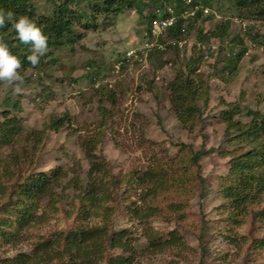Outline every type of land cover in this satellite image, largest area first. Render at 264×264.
I'll return each instance as SVG.
<instances>
[{
	"label": "rangeland",
	"instance_id": "rangeland-1",
	"mask_svg": "<svg viewBox=\"0 0 264 264\" xmlns=\"http://www.w3.org/2000/svg\"><path fill=\"white\" fill-rule=\"evenodd\" d=\"M34 2L41 15L52 14L50 0ZM212 4L214 19L198 26L210 31L231 21V28L220 43V54L199 65L209 100L205 104V95L197 100L202 116L193 119V125L179 121L166 86L188 62H179L172 71L129 65L115 72L117 61L144 41L146 20L136 10L118 17L91 16L96 27L77 28L83 39L52 49L46 60L53 62L45 69L21 72L22 93L15 94L0 82V121L9 111L26 128L13 146L0 148L1 160L20 155L14 171L21 172L23 179L57 168L63 171L54 197L42 200L36 221L15 239H0V264L31 253L56 234L97 227L127 230L131 249L127 253L104 245L100 264L121 254L134 256L130 264H264V250L254 243L264 237V221L255 215L264 209V201L248 205L240 214L221 193V178L227 176L231 160L251 148L239 140L229 141L222 113L237 104L264 114V19L239 17L242 10L232 0H212ZM153 9L150 5L144 12ZM237 35L247 54L231 73L223 67L232 47L237 52L241 48L232 42ZM11 102L20 109L8 106ZM57 119L64 120V126L51 129ZM236 120L250 119L242 114ZM34 131L44 133L32 139L29 135ZM92 141L94 154L106 166L96 176L107 184L111 197L94 208L85 194L91 184L85 144ZM192 151L200 154L197 162L190 159ZM155 169L168 172L169 182L182 180L184 188L169 187L157 197H146L149 186L141 179ZM15 177L5 183L12 185ZM9 199L1 198L0 206ZM173 203H180V208L172 211ZM149 205L161 209L159 216L141 221L132 215V209ZM151 231L160 246L157 250L148 238Z\"/></svg>",
	"mask_w": 264,
	"mask_h": 264
},
{
	"label": "trees",
	"instance_id": "trees-1",
	"mask_svg": "<svg viewBox=\"0 0 264 264\" xmlns=\"http://www.w3.org/2000/svg\"><path fill=\"white\" fill-rule=\"evenodd\" d=\"M53 4L51 15H41L34 0H0V9L5 13L11 11L16 19L26 15L32 19L38 26L42 27L44 34L48 37V50L45 55L40 57L39 64L33 67L27 60L31 55V45L20 42L16 30L11 23L6 27L0 28V37H3L8 44L12 54L16 55L21 63V72L28 69L43 70L49 63L46 58L51 55L52 49H60L68 44L74 45L83 39V35L77 32V28L91 30L97 25L93 24V18L100 15L108 17H118L126 10H136L143 14L146 20L145 36L149 33L151 23L156 18V9H165L166 6H173L177 12L186 9V0H50ZM231 1V0H230ZM234 6L242 10L239 17L246 15L248 18L254 16L264 19V0H232ZM152 5L153 10L145 14V10ZM200 5L201 9L194 21L188 24V31L195 35L201 42L209 43L216 40L221 43L228 37L231 28V21L223 24H217L210 31H205L204 25L198 26L199 22L205 24L214 19L216 13L212 10V0H192L191 6ZM209 8L210 13L204 15V9ZM246 11V12H245ZM257 19V18H256ZM180 28L171 32L170 37H179ZM255 40V39H254ZM232 42H238L241 47L237 52L232 47V55L227 58L223 67L224 71L235 72L237 65L242 61L247 53V48L240 36L237 35ZM231 46V45H230ZM122 59V57L120 58ZM173 65L179 63L176 58H171ZM168 60L163 62L159 54L152 62L155 72L164 69ZM202 56L197 59H191L185 66L181 65L177 69L174 78L166 83L167 90L170 93V102L179 121L185 126L193 125L191 121L201 118L202 112L197 105V100L205 95V104H208V93L205 87L204 75L199 70ZM174 66V67H175ZM201 89L204 92L200 93ZM16 102H11L8 106L13 109H20ZM231 109L224 111L223 120L227 124L226 136L230 142L237 140L246 143L249 150L234 157L230 164V169L226 177L221 178V193L231 203V209L246 213L250 204H259L264 201V114L259 110L241 108L237 104H230ZM243 109V110H242ZM244 114L248 122L236 120L238 115ZM4 121H0V148L13 146L19 137L24 136L26 130L17 116H11L9 111L3 112ZM64 120L57 119L51 125V129H57L64 126ZM237 131V135H233ZM42 132L34 131L29 136L35 139ZM38 135V136H37ZM95 142L85 144V152L91 161L89 190L85 189L86 200L94 208L99 202L110 200L107 184L96 176L105 169V164L99 162V158L94 154ZM193 162H197L199 153L191 152ZM20 155H10L5 160L0 158V199L9 196V201L0 206V239L11 241L15 239L19 231L24 230L33 224L41 208L42 200L54 197L57 183L63 176L61 168L54 169L51 173L31 174L23 179L22 173H16ZM190 160V161H191ZM178 166V165H177ZM176 166V167H177ZM106 170V169H105ZM169 173L161 170H153L146 173L141 182L148 185L146 197H157L163 192L169 191V187L175 189L184 188L182 180L173 179L169 182ZM105 175V174H104ZM16 176V177H15ZM12 177L15 180L12 185L6 184ZM13 179V178H12ZM83 188V186H82ZM105 189V190H104ZM107 189V190H106ZM180 203L170 205L172 211L180 208ZM91 210H84L85 213ZM161 209L155 205H149L144 210L140 208L132 209V215L141 221L148 220L150 217L159 216ZM264 221V209L256 214ZM127 230L107 231L104 227L97 228H76L63 234H56L54 239L43 240L31 253H21L16 258L8 260L3 264H100L105 252L104 245H110L113 249H123L130 253L128 246ZM148 238L151 246L155 250L160 248L155 240L154 234L149 232ZM127 241H126V240ZM175 243H180V238L176 235L173 238ZM174 243V242H173ZM172 243V244H173ZM258 249L264 250V237L254 242ZM68 255L69 259L64 261L63 257ZM133 255H118L107 259V264H130L133 262Z\"/></svg>",
	"mask_w": 264,
	"mask_h": 264
},
{
	"label": "built area",
	"instance_id": "built-area-1",
	"mask_svg": "<svg viewBox=\"0 0 264 264\" xmlns=\"http://www.w3.org/2000/svg\"><path fill=\"white\" fill-rule=\"evenodd\" d=\"M192 0H186L185 5L189 6L180 13L176 12L173 6H166L165 9H156V18L153 19L147 38L138 46L130 49L115 65V72H121L126 66L152 67V61L157 55H163L162 60L167 59L170 50L186 52L188 58L197 59L202 56L203 61L211 62L212 57L220 54L221 46L216 40L209 43L201 42L194 35L189 34L188 24L195 20L200 9L199 6H191ZM208 13V10H205ZM179 29V37H170L171 32ZM231 56L230 53H227ZM169 67L173 64L169 63Z\"/></svg>",
	"mask_w": 264,
	"mask_h": 264
},
{
	"label": "clouds",
	"instance_id": "clouds-1",
	"mask_svg": "<svg viewBox=\"0 0 264 264\" xmlns=\"http://www.w3.org/2000/svg\"><path fill=\"white\" fill-rule=\"evenodd\" d=\"M197 6L200 7L199 11L203 9L200 5ZM205 10H208V13H210V9L205 8L204 15H208V13H205ZM181 11L182 10L177 12L176 10L177 13H180ZM7 23L12 24V27L16 30L21 43L31 45V55L27 57V60L33 67L37 66L39 64L40 57L45 55L48 50V37L44 34L42 27L38 26L37 23H35L26 15H22L19 17V19H16L11 11L5 13L4 10L0 9V28L6 27ZM162 57L163 55H161V60ZM166 57L167 59L162 60L163 62L167 60L169 61L171 58H176L182 64L186 62V57L188 58L186 52H182L177 49L170 50ZM191 59L193 58H188V61ZM169 63L173 64V61H169L164 69H169L172 71V69H175V64L172 67H169ZM201 63H203V60ZM21 68L22 63L20 59L16 55L12 54L8 44L5 42L3 37H0V82H3L4 84L11 87L15 94H20L23 92L25 81L24 76L20 71ZM151 69L153 70V64ZM184 71H186V68H184ZM198 72H202L200 71V68Z\"/></svg>",
	"mask_w": 264,
	"mask_h": 264
}]
</instances>
